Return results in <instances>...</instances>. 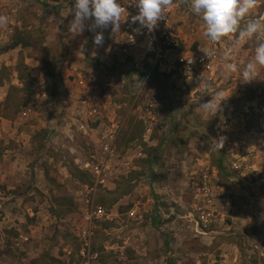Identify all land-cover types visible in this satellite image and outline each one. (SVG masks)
I'll list each match as a JSON object with an SVG mask.
<instances>
[{
    "label": "rangeland",
    "instance_id": "rangeland-1",
    "mask_svg": "<svg viewBox=\"0 0 264 264\" xmlns=\"http://www.w3.org/2000/svg\"><path fill=\"white\" fill-rule=\"evenodd\" d=\"M171 1L185 44L212 47L188 2ZM0 16V264L80 263L95 204L109 214L93 219L95 264H264V68L248 83L227 70L252 58L255 39L217 42L233 58L223 48L190 92L154 72L145 81L146 61H110L87 27L69 31L72 0H0ZM77 70L99 92V118ZM220 101L216 113L201 107ZM112 123L114 152L96 185L80 164L101 154ZM207 170L220 213L201 227Z\"/></svg>",
    "mask_w": 264,
    "mask_h": 264
},
{
    "label": "built area",
    "instance_id": "built-area-1",
    "mask_svg": "<svg viewBox=\"0 0 264 264\" xmlns=\"http://www.w3.org/2000/svg\"><path fill=\"white\" fill-rule=\"evenodd\" d=\"M186 1L188 2V0ZM121 3L127 11L122 14L118 26L109 25L103 29L104 43L101 46H95L102 47L103 53L108 56L110 61H120L125 64L129 60L134 62L146 61L149 72L145 75V81L149 79L152 72L156 71L174 84L176 83L192 92L202 74L214 72L215 65L218 62L221 63L225 55V53L223 55L222 49L224 48L226 52L233 49L222 43H215L212 47L198 46L197 48L186 45L184 37L179 32L180 29L173 18L174 3L172 1L165 10V18L158 21L151 31L142 28L139 23H131V16L135 15L138 9L129 4V0H121ZM260 18L264 20V10L260 14ZM212 49L215 50L213 55L210 58L206 57L203 50ZM238 80L241 83H248L242 82L240 76ZM75 82L83 91H89V93L83 94L82 98V102L89 104L87 110L89 117L99 118L97 115L100 112L96 98L99 93L98 90L91 89L88 80L78 70L75 73ZM222 93H224V90L220 89L216 96L221 97ZM87 126V120L80 123L81 128L86 129ZM116 135V123L108 125L99 138L101 154L98 156L93 155V159L90 160H82L80 164V168L88 171L93 176L96 185L105 182V170L109 158L114 152ZM231 165L234 170L241 167L239 160H233ZM210 180L211 175L207 170L202 174L201 182L198 185V195L202 196L200 199L204 202L198 208V221L201 222V227H207L215 222L220 213L216 206L215 194L212 192ZM134 213V210L130 211L131 215H134ZM108 216V212L100 204L92 205L87 211L88 224L82 232L84 243L81 251L83 257L78 264H95L94 259L97 258L98 254L92 251L90 240L91 230L94 226L93 219H104Z\"/></svg>",
    "mask_w": 264,
    "mask_h": 264
},
{
    "label": "clouds",
    "instance_id": "clouds-1",
    "mask_svg": "<svg viewBox=\"0 0 264 264\" xmlns=\"http://www.w3.org/2000/svg\"><path fill=\"white\" fill-rule=\"evenodd\" d=\"M170 3L171 0H129V4L138 9L130 22L139 23L142 28L151 31L158 21L165 18V10ZM188 4L192 13L203 21L204 36L210 43L215 44L233 33L237 34L239 40L255 39L252 58L239 65L228 63L227 70L233 73L238 71L242 82L256 78L258 69L264 68V21L250 15L256 0H188ZM72 11L69 31L82 32L87 27L95 32L93 44L101 46L104 43L103 29L109 25L118 26L122 14L127 10L121 0H72ZM6 21L5 16H0V23ZM88 21L91 23L86 24ZM214 51L203 50L208 58ZM234 51L229 49L224 58L232 59ZM221 101L219 106L206 102L201 107L216 113Z\"/></svg>",
    "mask_w": 264,
    "mask_h": 264
},
{
    "label": "crops",
    "instance_id": "crops-1",
    "mask_svg": "<svg viewBox=\"0 0 264 264\" xmlns=\"http://www.w3.org/2000/svg\"><path fill=\"white\" fill-rule=\"evenodd\" d=\"M261 1H262V0H261ZM259 3H260V1H259V0H256V6H255L254 9L251 10L250 15L253 16V17H256V18H258V19L261 20L260 15L258 16V13L255 14L257 10H258V12L261 10V9H260V5H258ZM252 11H254L255 13L252 14ZM261 12H262V11H261ZM260 14H261V13H260ZM89 46H90V47L93 46V48H94L95 45H94V44H92V45L89 44ZM126 64L128 65V63H126ZM126 64H125V65H126ZM249 103H254V102H249ZM249 116H250V114L246 115L245 117L248 118ZM245 117H242V120H245V119H246ZM259 118H260L261 121L264 122V113H262L261 117H259ZM263 122H262V124H263ZM243 124H244V122H243ZM242 126H244V125H241V128H242ZM243 128H244V127H243ZM245 129H246V128H245ZM257 130H259V129H257ZM260 130H262V131H259L258 133L264 135V131H263V129H260ZM247 133L249 134L250 132L248 131Z\"/></svg>",
    "mask_w": 264,
    "mask_h": 264
},
{
    "label": "trees",
    "instance_id": "trees-1",
    "mask_svg": "<svg viewBox=\"0 0 264 264\" xmlns=\"http://www.w3.org/2000/svg\"><path fill=\"white\" fill-rule=\"evenodd\" d=\"M19 40H20V39H19ZM19 40L14 41L10 46H11V47H14L15 45H17V44H19V43H22V42H23V43H26V42H24L23 40H20L21 42H20ZM23 43H22V44H23ZM128 64H129V63H128ZM154 73H156V74H161V73L156 72V71H154ZM161 75H162V74H161ZM163 76H164V75H163Z\"/></svg>",
    "mask_w": 264,
    "mask_h": 264
}]
</instances>
